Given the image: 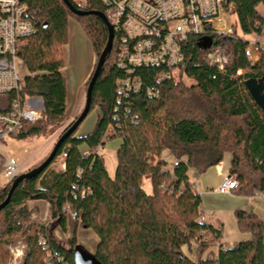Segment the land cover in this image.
<instances>
[{
	"label": "trees",
	"instance_id": "obj_1",
	"mask_svg": "<svg viewBox=\"0 0 264 264\" xmlns=\"http://www.w3.org/2000/svg\"><path fill=\"white\" fill-rule=\"evenodd\" d=\"M69 1L76 9L105 13L101 0L85 5ZM221 1L236 9L233 33L221 36L207 28L205 36L190 37L182 47L183 65L171 69L139 66L128 73L120 68L114 60L118 32L112 31V48L92 86L87 113L96 109L97 121L90 132L75 136L80 123L46 168L15 186L0 210V264L8 261L5 245L15 240L25 245L22 264H75L74 250L80 247L75 237L61 242L53 235L56 227L67 230L69 212L75 213V227L91 229L98 237L94 257L100 264H264V221L254 212L236 210L239 230L250 237L223 246L222 226L200 219L201 198L190 178L191 170L202 173L229 153L228 173L238 182L234 193L264 195V111L244 85L246 78L264 77V54L253 66L245 51L248 41L235 32L239 26L243 35L264 38V0ZM25 4L34 32L21 38L17 50L27 70L19 93L41 99L43 120L23 123L14 135L18 139L44 135L48 126L59 127L67 118L61 69L69 19L80 23L96 55L85 89L108 39L99 16L77 15L64 0ZM218 45L227 55L224 70L206 58ZM254 53L250 48L251 58ZM125 78H136L139 88L122 90L118 81ZM14 96L0 93V112L10 109ZM106 136L120 138L113 176L99 152ZM164 150L176 160L172 171L161 157ZM63 153V168L52 169ZM144 177L149 178L150 193L142 187ZM12 181L0 187V203ZM31 200L49 203L50 222L31 218ZM192 243L195 258L182 251ZM215 243L213 252L209 248Z\"/></svg>",
	"mask_w": 264,
	"mask_h": 264
},
{
	"label": "built area",
	"instance_id": "obj_2",
	"mask_svg": "<svg viewBox=\"0 0 264 264\" xmlns=\"http://www.w3.org/2000/svg\"><path fill=\"white\" fill-rule=\"evenodd\" d=\"M81 5L88 0H75ZM105 13L114 32H118V49L115 63L128 73L139 66L183 65V45L190 37H203L207 28L221 36L231 35L235 7H225L221 0H101ZM25 0H0V93L15 92L8 111L0 112V175L7 182L14 180L22 172V165L2 152L6 140L17 135L23 123H37L43 120V107L39 97L23 96L25 74L18 58L17 50L21 38L34 32L32 24L25 18ZM257 42L248 41L246 54L251 64L249 48ZM208 63L224 70L227 63L225 48L215 46L207 54ZM123 90L139 88L136 78L118 81ZM108 141V137H104ZM100 149V148H99ZM63 153L58 158L64 159ZM61 160V161H62ZM63 165V161L61 162ZM238 186L237 180L229 173L225 175L215 191L231 194ZM201 220L205 221L201 207ZM74 219L75 213L69 212ZM22 248L10 249L8 264H22Z\"/></svg>",
	"mask_w": 264,
	"mask_h": 264
},
{
	"label": "rangeland",
	"instance_id": "obj_3",
	"mask_svg": "<svg viewBox=\"0 0 264 264\" xmlns=\"http://www.w3.org/2000/svg\"><path fill=\"white\" fill-rule=\"evenodd\" d=\"M231 20L235 21V15L231 16ZM76 21V19H75ZM77 23H74V25H69V39L70 41L65 45L64 47V60H65V68L63 71L66 74H69L70 78H77L79 72L84 69V67L88 64L89 61V51H90V45L88 40L86 39L84 33L82 32V27L78 21ZM235 32L244 38L247 41H253L257 42L255 45V48H251L255 53V56L252 58L254 59V64H256L262 55L264 53L261 52V50H264V38L259 37L257 35H243L240 30L239 26L235 30ZM233 33V25L231 26V34ZM229 36V35H228ZM250 49V48H249ZM226 55V53H225ZM227 59V55H226ZM20 71L22 75L27 74V70L23 67H20ZM184 83L189 84L190 80L183 78L182 80ZM39 106H43L42 104ZM84 107L81 105L80 109L74 111L72 113V108L68 109V112L71 111V113H67V118L64 121L62 125L59 127H50L48 126L44 135H36L27 138V139H18L14 138V135L9 137L6 140V143L4 144L2 152H5L8 157L14 159L16 162L22 165V173L32 169L33 167H36L39 165L43 160L50 154L52 151L56 141L62 134L63 130L81 113L82 109ZM98 118V112L96 109H93L86 118L83 119L81 124L76 130L75 136H82L90 132ZM239 120H237L238 122ZM120 143V138L115 137L112 138L103 144L102 148L100 149V154L103 157L105 168L110 176H113L115 173V165H116V147H118ZM242 155L240 151H237ZM225 155V154H224ZM161 157L166 160V169L169 171H172L174 164L176 162L174 156L170 154L169 151L164 150L162 152ZM62 159L58 158L56 161L50 165L52 169L60 170L61 165L60 163ZM244 166V165H243ZM245 168V166L243 167ZM212 171V170H211ZM214 174H209L208 182H210L213 178ZM190 178L193 182H195L197 191H204L206 187L202 186L200 183V175L194 170L190 171ZM254 178H250L252 180ZM6 179L0 175V187L3 186L6 183ZM142 187L145 192L150 193L151 187L148 177H144L142 181ZM209 186V185H207ZM208 188V187H207ZM210 188V187H209ZM234 192V191H233ZM210 200L202 198V209L204 208L205 211V217L207 222L213 224L214 226H222V238L221 243L224 245H228V247H232L235 244H237L240 240H246L250 237L249 233H242L237 225V220L235 217V211L233 210L234 203H236L240 198L242 199V202L239 209L249 212H255L259 218H261L264 221V195H260L258 192L254 193L253 196H246V195H235L232 200H228L226 196H223L221 194H216L212 192ZM241 200V199H240ZM231 201V203H229ZM29 202V201H28ZM204 203V204H203ZM28 204V203H27ZM29 205V204H28ZM27 205V206H28ZM233 205V206H232ZM31 210V218L33 220H38L43 223H48L51 221L50 217V211L49 215L45 219H41L38 217V215L34 214V210L29 208ZM37 211V210H36ZM73 221V232L70 231V229L67 226V230L61 231L58 227H56L53 231L54 237L61 242H67L69 238L72 236L75 237L77 243H84L83 247L88 250L90 253H94L96 249L95 240H93L94 232L92 233L91 229H86L81 227L80 225H77L75 227L74 219ZM83 228V229H82ZM71 232V233H70ZM240 238V239H239ZM233 244V245H232ZM22 248L23 250V256L22 260L24 258V251H25V245L21 240H15L14 242L8 243V245H5V248L7 250L8 254V261L10 260V249L12 248ZM209 250H212L213 252H216L217 245L212 244L209 248ZM182 251L187 254L189 257L195 258L196 253V245L194 243L191 244L190 248L187 246L182 247ZM205 256V254H204ZM8 261L6 264H8Z\"/></svg>",
	"mask_w": 264,
	"mask_h": 264
},
{
	"label": "water",
	"instance_id": "obj_4",
	"mask_svg": "<svg viewBox=\"0 0 264 264\" xmlns=\"http://www.w3.org/2000/svg\"><path fill=\"white\" fill-rule=\"evenodd\" d=\"M65 3L67 5H69L70 9L77 15H86V14H94L96 16H99L105 23L107 30H108V39L106 42L105 47L103 48L101 54L98 57V61L96 64V67L94 69V72L90 78V81L87 85L86 88V94H85V103L84 107L81 111V113L79 114V116L76 118V120L72 123V125H70L68 127V129H66L61 136L58 138V140L56 141L52 151L50 152V154L43 160V162H41L39 165H37L36 167H33L32 169L20 174L19 176H17L11 183L10 189L8 191V194L6 196V198L4 199V201L2 203H0V210L6 206V204L9 202L10 196L15 188V186L23 179L25 178H30V177H35L37 176L44 168H46L50 162L52 161V159L54 158L55 152L57 147L59 146V144L66 138L68 137L71 133H73V131H75V129L78 127V125L81 123V121L86 118L87 113L89 111L90 108V99H91V91H92V86L99 74V71L101 69V67L103 66V64L105 63V60L108 56V54L111 51L112 48V42H113V28L112 26L109 24L106 16L100 12V11H94V10H88V11H83L76 9L72 6L71 2L69 0H64ZM208 45H210V42L208 43ZM244 85L248 91V93L250 94V96L252 97L253 101L261 108V110L264 111V77H259V78H255V77H249L246 78L244 80ZM74 262L75 264H100L96 258L94 257V253H90L89 251H87L82 245H80V247L78 246L77 248H75L74 250Z\"/></svg>",
	"mask_w": 264,
	"mask_h": 264
},
{
	"label": "crops",
	"instance_id": "obj_5",
	"mask_svg": "<svg viewBox=\"0 0 264 264\" xmlns=\"http://www.w3.org/2000/svg\"><path fill=\"white\" fill-rule=\"evenodd\" d=\"M74 23H77L75 21V19H69V21H68V42L70 41V39H69V25L70 24L74 25ZM82 32L84 33V35H85V37L88 40L89 45H90L88 64L84 67V69H82L79 72L77 78H75V79L74 78L71 79L69 74H66L63 71L65 66L61 69V72L64 75L65 80H66V93H67L66 94V110H67V113H69V114L71 113V111L68 112V109L70 108V106L72 108L71 110L73 113L74 111L80 109L81 105L83 106V104H86L85 103V94H86L85 85H86V82L88 81V79H89V77L93 71V67H94L95 60H96V55H95V52L93 50V47L91 45L90 40L86 36L83 29H82ZM230 162H231V154L225 153L222 161L219 162L216 166H212L210 168H207L206 171L199 173L200 183L202 184V186L206 187V189L204 191H197L200 195V198H201V204L203 201L202 198H204L205 200L206 199L210 200L211 197H209V196H211L212 192H214L216 194H220V193L216 192L215 189L218 186V184L220 183V181L222 180V178L225 175H228V171L230 168ZM60 165H61L60 169H62L63 168L62 163H60ZM212 173L214 174V176H213L214 179H212L210 182H208L207 176L209 174H212ZM194 185H195V189L197 190L195 182H194ZM207 185H209V186H207ZM221 195L226 196L228 200H232L234 198L233 196H235L237 194L232 192L231 194H221ZM237 199H239V200L233 204L234 206L232 205L233 207H236V208H233V210H236V209L241 210V209H239V207H240L241 203H243L242 199H244V198L237 197ZM229 203H231V201ZM28 204H29L28 205L29 208L33 209L34 214L38 215L39 218L45 219L47 217V215H49L50 206H49V203L47 201H45V200H31L28 202ZM203 211H204V208H203ZM204 216H205V211H204ZM205 219H206V217H205ZM72 225H73L72 218L69 217L68 218V228L70 229L71 232L74 231ZM92 233H93V231H92ZM93 240H95V245H97L98 237L95 234H94ZM221 244L225 247H228V245H224L223 243H221ZM80 245L83 246L84 243H80Z\"/></svg>",
	"mask_w": 264,
	"mask_h": 264
},
{
	"label": "bare ground",
	"instance_id": "obj_6",
	"mask_svg": "<svg viewBox=\"0 0 264 264\" xmlns=\"http://www.w3.org/2000/svg\"><path fill=\"white\" fill-rule=\"evenodd\" d=\"M248 51H249V55H250V49Z\"/></svg>",
	"mask_w": 264,
	"mask_h": 264
}]
</instances>
